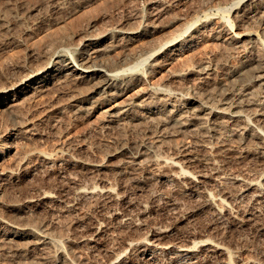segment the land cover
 Wrapping results in <instances>:
<instances>
[{
  "label": "bare ground",
  "instance_id": "1",
  "mask_svg": "<svg viewBox=\"0 0 264 264\" xmlns=\"http://www.w3.org/2000/svg\"><path fill=\"white\" fill-rule=\"evenodd\" d=\"M161 3L162 2H160L159 0H150L148 2L149 11L147 10L148 12H146L144 15V23H146V27L152 26L151 30H147L144 27L125 29L123 27L121 28L120 26H113L115 29L112 31H103V33L98 32V34H85V36L82 37L81 40L76 44H70L69 42L71 39L69 38H59V40L55 41L52 39L53 42L51 44L49 43V46H46L48 47V49L46 48V56L44 55L46 58L45 63H43L39 67H36V69L29 70V72L23 74L18 81L13 84L11 83V86L3 89L0 88V105H2L4 102H7L8 107L15 108L18 106L19 100L24 98V100L21 101L24 102L25 99H28L30 95L35 96V94L39 92L41 93V91L43 92V90L45 91V89L48 88L51 83L52 85L54 83H65L68 85L72 84L74 87L77 88V90L80 88L79 90L81 91V94L82 90H84L83 92L86 93L82 98H78L77 96H71V98H73L70 100V104H72V106L77 110L80 109L84 111V107L88 106L92 110L95 107L98 108L97 105H101L102 102V104L106 105L110 104V102H115L119 97L124 96L127 92L132 90L133 87L143 86V88L138 92L135 99L131 101L129 100V102L123 104L119 103L118 106L114 109L106 111L109 123L114 122L115 126V123L118 124L122 121L134 123H140V121H144L145 123V121H147L146 123H148V121L154 120L156 122L159 121L162 125H165L166 127L163 126L165 129L168 128V126H171L174 128L175 132L179 133H192L193 135H198V133H202L212 138V136L214 137V135H217L221 131V133L225 132L233 137L239 138L240 142L245 144L248 143V141L252 142V140H254V142L255 140L260 142L263 141V54L260 53L262 56L259 54V57H256L254 60L251 58L253 62L250 61L251 59H247L243 61L239 67L228 71L227 76L234 78L237 77V79L239 78V80L241 79V85L236 83L237 80H235L236 82L233 80V82H235V84L239 86L233 85L230 86L228 89L225 86L226 90H220L221 92L218 91L220 92L219 94L215 93L216 91H213L217 95L215 99H209L210 101L208 100L210 103L207 101L205 102V100H207L206 97L205 99L201 95H193V93L191 94L189 90H187V86L186 90L182 88L180 89V87L172 88L168 83L169 81L180 80L181 82V80L188 81L191 78H195V80L196 78H198L203 85L207 80V76H210L213 71L211 65L208 64V62L206 63V61L198 65L195 64L196 66L193 64L187 67V69L181 71L172 72L171 74L167 75V80L163 84H154L149 81V77L153 73H156L158 72V70L165 68L166 66L170 65L173 61L182 57L185 53L194 49V47L199 44L200 38L202 37L201 35L205 34L208 31L209 27L207 28V26L210 20H206L208 21V23L203 24V26L201 27L193 25L188 26L183 34L173 35L170 39H167L156 46H152L149 49L147 48L140 50L138 53H134V55L128 53L127 55L120 57L119 60L115 59V61L113 59L114 61H112L111 54H113L117 49L122 47V49H124V45L129 44L128 42H136L138 40L140 41V39H143L144 36L152 37L157 32L158 26H153V24L155 25L154 21H157V18L159 17V10H161L163 7ZM160 5L162 7H160ZM159 7L161 9H159ZM262 7H264V0H242L239 7L236 8V14L234 16L235 20L239 23L240 26V23H243L248 20V18H250L253 13L257 11L261 12L260 9ZM230 23L231 22L228 21L225 25L220 27L217 34L215 35V38L213 37V39H215L216 41H222L221 44L225 46V48L224 46H222L224 49L227 50V48H230L229 50H231V48H239L244 49L245 52H250V50L254 48H259L260 46L264 48V42H262L258 36H253L250 33H245L241 36H238L233 31V27L230 25ZM46 45H48V43ZM142 57L144 58L139 63H137V61ZM135 63L137 64L134 65ZM141 65H143L144 69L138 71V67ZM228 85H230V83ZM199 94L202 93L199 92ZM19 109L20 108H18L17 110ZM16 111L12 110L11 112H14L15 115H17L18 113L16 114ZM87 111H89V108H87ZM19 112L22 111L19 110ZM78 112L81 111L78 110ZM27 120L23 122L21 121L22 124L21 122H19V125L21 124L20 126H23L25 123H27ZM28 129L25 130V134H28L26 136V140H32L31 136L34 137V135L30 134V131ZM205 135L202 136L205 137ZM208 136L207 139H211L208 138ZM217 137L215 136V138ZM1 138L4 137L0 136V163L3 162L6 157H10L12 155L13 157L16 155V157H18L17 153H19V151L17 150L18 152H14L16 149L15 146L13 147L14 144L12 145L10 144V142L9 144H7L8 142L5 144V140L3 141ZM192 138L194 137L192 136ZM205 142L206 141H202V143ZM208 142L207 144L205 143L203 145L194 147L184 146V144L181 146L182 148H179L177 150L178 152L175 153V155H173L172 157L161 155L160 150L159 153L157 152V150L156 152L152 151V154L154 155L151 156L152 158L149 156L150 160L148 161L147 167H144L145 165L143 166L140 163L141 161H138L139 156L130 155L129 157H127L129 158V161L127 160L124 164L119 162L120 165H118L117 167L118 172H116L117 175L114 174L116 175V178L113 180L108 177L106 178V176H102V173L103 171H105L104 169L106 168V159H94V161L90 162L89 160H87V158L82 159V157H73L72 154V156L65 153L53 155L48 154L49 152L38 153L37 150L36 153L34 152L32 154L37 155L39 163L44 165V167L46 166V168H51L54 166L56 167L57 164L63 165V168L69 175V190L71 191L73 189L74 191L72 190V192L76 194V197L78 195V198L84 199L86 201L95 200V202L98 201L97 203L103 202L102 205L105 209V212H102H104L105 214L106 223H108L109 220H114V224L115 221H118L122 226L121 228L127 229V236L124 235L125 237L112 238V240H114V243H119L118 248L116 247L117 249L110 247L109 243L108 245L103 243L105 227L103 228L101 223H98L96 221L97 223L93 224L90 228L87 227L86 231L84 230V235L82 233L83 241L80 243V245L84 244V246H89V248L93 249L95 252H98L99 255H103L105 259L102 262L96 261L93 264H135L138 258H141L145 264H202L203 258L207 260H215L219 264H261L258 260H256L257 258L253 259L255 256L251 258V256H247V253V255L245 254V257L239 247H233L231 246V244L229 245L228 242H226V239L228 235L232 233L235 229L244 227L246 228L251 225L252 221H254L252 215L245 214L241 210L242 208L240 207L241 205L239 206L238 201H254V203H259L258 201L264 196V169L259 173L255 172L256 174L243 173L239 171H228L225 170L226 168L221 169L219 165L215 164V166L213 164V158H215L216 156L219 157L221 153L224 152L223 150L226 151L227 149L226 147L211 145L213 143L212 141L211 143ZM248 144L246 145L248 146ZM231 150L229 149V151H227L230 152ZM248 151H250V153L252 152L251 149ZM200 153H202L203 158L199 157ZM121 154L122 156L126 154L124 148L120 152H110L107 155V160L110 161L116 159L117 157H120L119 155ZM241 155L240 160L243 157ZM26 157L27 156L25 155V153H19L18 164L20 163V165L23 166ZM258 159L264 162V149L262 152H260ZM199 162L205 163L207 167H209V170H202V166L200 167L201 170H194V166L196 164H199ZM217 166H219L220 168ZM6 167L7 168H0V207L7 213H20L24 210H22L19 205L12 202L10 203L9 200V203H6L3 197L4 193L7 194V192H5L6 188H13L21 185L22 180H25L28 177V174L26 173L27 171H24L25 175H23L22 180L20 178V181L18 177L19 174L16 172V170L12 167ZM61 167L62 166H60V168ZM23 170H26V167ZM140 171H143L144 174L147 173V175H153L161 184L174 183V185H178V187L182 191L181 193L185 194L186 196L192 198H200V200L202 199L204 207L206 208V210L209 211L215 222L219 225V231H217V233L213 236L210 235V233L208 234L206 231L202 233L188 232V234L183 235L177 232V228L180 227V225L183 223L182 221L174 223L173 226H170V224H160L155 226L152 225L153 227H147L149 225L145 226L141 223H132L133 225H129L127 220H132L131 218V220H129V217L133 215L132 208L135 205L133 203H129V201H125L127 199V196L125 198V187L123 186V184H121V182H125L127 175L134 176ZM63 176L65 175L63 174ZM76 177H80L81 180H79L80 178L76 179ZM66 179L68 180V177ZM228 184H231L234 187V194L236 199L233 198L234 194L232 196L229 193L230 191L228 192V190H226ZM50 190L47 191L45 189H34L32 191L33 194H31V192V195L24 196L23 206L33 212L37 208H50L55 206L60 207L62 205V199H60L61 196L59 198L57 196L58 193H56V195ZM69 193L71 194V192ZM69 193H67V195ZM140 196L142 197V195ZM232 198L234 199V201L232 200ZM69 199L72 198H70L69 196ZM78 203L77 205H79ZM145 203L146 202H144V204ZM122 204L126 206V210L124 209V213H122L123 209L121 210L122 212L119 211V206H121ZM144 212L146 211H142L141 214ZM26 213H24V215H26ZM2 215L0 216V249L5 248L6 246L7 248L9 246H12L10 248L11 250L8 251H11V254L14 253L16 258L17 256H20L19 261L23 262V260H27V262L23 264H52V259L49 260L48 257L50 255L49 250L51 249H55L57 250V253H59V261L57 263L55 262L56 264L86 263L82 252H80L79 250V245H74L73 241H66V238L61 236V232V235H59L60 233H56L57 231H55L54 228L56 224L55 226H53L54 224L51 226V224L49 223L40 222V220L36 222L34 219H32L36 216H33L31 214L30 216H33L31 218L32 220H30L29 218V220L26 219L28 223H26L25 221V223H19L18 220L12 219V217L11 219L10 217L7 219L6 217H2ZM139 215L140 213H138V217H140ZM63 243H66V246H68L70 252L69 254L67 253L68 251L65 250ZM55 250H51V252L54 253ZM47 252H49V255H47ZM1 254H3V252ZM148 254H150V256H147ZM25 255H29L30 258H28L29 256L24 257ZM11 256L10 258H12Z\"/></svg>",
  "mask_w": 264,
  "mask_h": 264
},
{
  "label": "rangeland",
  "instance_id": "2",
  "mask_svg": "<svg viewBox=\"0 0 264 264\" xmlns=\"http://www.w3.org/2000/svg\"><path fill=\"white\" fill-rule=\"evenodd\" d=\"M149 1L150 0H0V88L3 89L11 86V83L13 84L16 81H18L23 74L29 72V70H34L36 69V67H39L43 63H45L46 61L45 51L46 48L48 49V47L46 46H49L53 42V40L55 41V40H59V38L61 39L69 38L71 39L69 42L70 44H76L81 40L82 37L85 36V34H98V32L103 33V31L104 32L112 31L115 29L114 27L117 26L118 27L120 26L121 28L123 27L125 29L144 27L147 30L149 29L151 30L152 26L146 27V23H144L145 22L144 15L146 12L149 11L148 8ZM159 1L162 2L161 5L163 7L160 5L162 9L159 7V9H161L159 10V17L157 18V21H154L155 25L153 24V26H158L157 32L152 37L144 36L143 39L142 38L140 39V41L138 40L136 42H128L129 44L124 45V49H122L123 47L117 49L113 54H111L112 61H114L115 59L119 60L120 57L127 55L128 53L134 55V53H138L140 50L147 48L149 49L152 46H156L159 43L167 39H170L173 35L183 34L188 26L193 25V26L201 27L203 26V24L208 23V21L206 20H210V21L207 26V28L209 27L208 31L205 34H202L201 35L202 37L200 36L201 38L199 44H197V46L194 47V49H192L191 51L185 53L182 57L173 61L170 65L166 66L163 69L158 70V72L156 73H153L149 77V81L151 83L163 84L167 80L168 77L167 75L171 74L172 72L181 71L187 69V67L193 64L198 65L206 61V63L208 62V64L211 65L213 71L210 76H207V80L203 85L198 78H196V80L195 78H191L188 81L181 80L182 83L180 82V80L169 81L168 83L172 88L180 87V89L182 88L186 90V88L188 87L187 90H189L191 94L193 93V95L197 94V95H201L204 98L206 97L207 100H205V102L206 101L209 102L210 100L215 99L216 95L221 92L220 90L224 91L226 90V87L228 89L230 86L233 85H237V84L241 85V81H240L241 79L239 80V78L237 79V77H235L236 78L235 79L234 77L227 76L228 71L239 67L241 63L247 59L252 58L254 60L256 57H259L260 53L264 55V51H263L264 48L262 46H260L262 48L260 47L254 48L250 50V52H245L244 49H239V48H236L237 50L233 48L229 50L230 48L229 49L227 48L226 50L224 49L225 46L221 44L222 42L221 40L216 41L215 39H213V37L215 38V35L217 34L220 27H222L229 21L231 22L230 25L233 27V31L238 36H241L245 33H250L253 36H258L261 39V41L264 42V7L260 9L261 12L257 11L258 13L257 12L253 13L251 17L248 18V20H246L243 23H240L239 26V23L235 20L234 16L236 14L235 13L236 8L239 7L242 0H159ZM47 43L48 45H46ZM222 46H224V48ZM235 50L237 51V53ZM143 58L144 57L139 59L137 63H139ZM252 59L250 60L251 62H253ZM137 63H135L134 65H136ZM141 69H144L143 65L138 67V71H141ZM233 80L234 81L237 80V82L235 81L237 84H235ZM229 83L230 85H228ZM142 88L143 86L133 87L132 90L127 92L124 96L119 97L115 102H110V104L108 105L102 104L103 103L102 102L101 105L99 106L97 105L98 108L95 107L96 109L94 108L91 110L89 106L84 107V111L78 109L81 112H78V110L74 108L72 104H70L71 103L70 100L73 98V97L71 98V96H77L78 98H82L86 93H84L83 92L84 90H82V94L84 93L82 95L81 91L79 90L80 88L77 90V88L74 87L72 84L68 85L65 83L62 84L54 83L53 85L51 83L48 86V88L45 89V91L43 90V92L41 91V93L40 92L37 93L38 95L37 94H35V96L30 95L32 96V97L29 96L30 99L29 98L27 99L25 97L26 99L24 102H21L22 100H24V98H22L21 100L18 101L21 106L18 103V106L15 107L16 109L12 107H8L7 102H4L2 105H0V136L4 137L1 139L3 141L5 140L4 141L5 144L7 142H8L7 144H9V142L12 145L14 144L13 147L15 146L16 148L14 152L18 150L20 154L25 153V155L27 156L23 166H21L20 163L18 164L19 153H17L18 157H16L17 155L14 157L13 155L10 157H6V159L0 163V168L1 169L4 167L7 168L6 166H8V168L9 167L14 168L16 172L19 174L18 175L19 180L20 178L22 180L23 175H25L24 171H27L26 173L28 174V177L25 180L24 179L22 180L21 185L17 186L18 188L17 187H13V188L9 187L8 189L6 188L5 192H7V194L4 193V197H3L6 203L7 202L9 203L10 201V203L12 202L19 205V207L22 210H24L22 211L23 213L22 212L7 213L5 210H3L0 207L1 208L0 214L1 215L3 214L2 217L4 218L6 217L7 219L9 217L11 219L12 217V219L18 220L19 223H23L24 221L28 223L27 220L34 219L36 222L40 220V222L51 224V226L53 224H54L53 226H55L56 224V226L54 227L55 231H57L56 233L59 234L61 232L62 235L61 233L59 235L65 237L66 241L67 240L71 242L73 241L74 245L76 244H77L76 246L79 245V250L80 252H82L86 263L88 262L87 264H93L96 261L102 262L105 259L103 255L101 254L99 255L98 252H95L93 249L89 248V246H84V244L80 245V243L83 241L82 238L87 227L90 228L93 224L97 222L101 223L102 227L103 228L105 227L104 228L105 233L103 235L104 236L103 243L107 245L109 243V246L115 249L118 248L119 243L118 242L114 243V240H112V238L127 236L128 235L127 229L121 228L122 226L118 221H115V224H114V220L113 221L109 220L110 222L108 221V223H106L105 214H104L105 209L102 205L103 202L97 203L98 201L95 202V200L86 201L84 199L78 198L79 197L78 195L76 197V194L72 192L73 189L71 191L69 190L70 189V184L68 183L70 182L69 175L66 173L65 169L63 168L64 166L61 164H57L58 167L57 165H56L57 168L54 166L55 169L54 167L51 168L50 167L46 168V166L44 167V165L39 163L37 155L32 154L34 152L36 153V150L38 153L49 152L48 154H53V155L59 153H65L69 155L72 154L73 157L74 156L79 158L82 157V159L87 158V160H89L90 162L94 161V159L95 160L106 159L105 161L106 168L104 169L105 171H103L104 174L102 173V176H106V178L108 177L111 180L116 178L117 175L116 172H118L117 171L118 165H120V163L124 164L129 159L127 157H129L130 155L139 156L138 161L139 162L141 161L140 163L143 166L145 165L144 167H147L150 157L154 155L152 153L154 151L156 152V150L158 153L160 150L161 155L172 157L173 155H175V153L178 152L177 150L179 148H182L181 146L184 144H185L184 146L194 147V146L203 145L205 143L207 144L208 141H209L208 143H211L212 141L213 143L211 145L213 146L218 145V146L226 147L228 151L229 149L230 150L232 149L230 152H228L227 150L226 151L223 150L224 152H222L219 157L216 156L215 157L216 159L213 158L215 160V161L213 160L214 162L213 164L219 165L221 169L226 168L225 170L228 171H234V172L239 171L250 174H256L257 172L259 173L264 169V164H263L264 162L258 159L260 152H262L264 149L263 148L264 140L261 142L255 140V142L257 143H255L254 140H252V142L255 144L248 141V143L250 142L253 145L249 143L250 144L249 146V144L246 143L248 144L247 146L245 143L240 142L239 138L233 137L225 132L221 133L220 131L217 134L218 137L217 135H214V137L212 136L213 138L212 139L210 136L202 133H198V135H193L192 133L175 132L174 128L171 126H168V128L165 129L164 128L166 127L165 125H162L160 124L159 121L158 123L154 120L148 121L150 125L146 123L147 121H145V123L144 121H140V123L138 122L139 124L134 122L122 121L118 124L115 123L116 124L115 126H114V122H111L112 125L114 126L113 127L111 123H109V119L106 115V111L110 109H114L115 107L118 106L119 103L123 104L129 102V100L131 101L135 99L138 92ZM198 91L202 94H199ZM213 91L214 92L216 91L215 93L217 94H215ZM18 108H20L19 110L22 112H19V110H17ZM87 108H89V111L90 110L91 111L90 112L87 111ZM12 110L13 111L17 110L18 112L16 111V114L17 113L18 114L15 115L14 112H11ZM25 119L26 120L28 119L27 123H25L23 126H20L23 121H26ZM151 121L153 122V124ZM19 122H21L20 125ZM128 123H130L132 126ZM120 124H122L123 126ZM157 125H159L160 127ZM27 129L30 131V134L34 135V137L31 136L32 140L30 139L26 140V136L28 134H25V130ZM202 135H205V137ZM192 136L194 138H192ZM207 136L212 140L207 139ZM215 136L217 138H215ZM13 140L16 143H14ZM202 141L203 142L206 141V142L202 143ZM158 143L160 146L158 145ZM123 148L127 155L124 154L123 157L121 154L119 155L120 157H117L118 159L116 158L110 160L111 162L107 160V155L110 152L113 151L120 152ZM236 148L238 151L236 150ZM248 148L251 149L252 151L251 153L250 151H248L250 150ZM240 155L243 156L241 160H240ZM199 157L203 158L202 153L199 154ZM37 161L39 164L37 163ZM115 161L117 162V164ZM202 163L203 162H199V164H196L193 169L201 170L202 168V170L204 169L209 170V167H207L205 163L203 164ZM16 164L19 168L16 166ZM60 166L62 167L60 168ZM25 167L26 170H23ZM42 172L44 173L46 172V173L44 174ZM140 172L134 176L127 175L125 182L124 181L121 182V184H123V186L125 187L124 192L126 193H124V196L125 198L127 196V199L129 198L128 200L126 199L125 201L126 202L129 201V203H133L135 205L132 208L133 215H131L132 217L131 216L129 217V220L131 219L132 220L131 221L127 220L129 225L141 223L142 225L145 226L149 225L147 227H153L155 225H160V224L161 225L170 224V226H173L174 223H177L178 221H182L183 223L180 225V227L177 228V232L183 235L188 234V232L202 233L206 231L208 234L210 233V235L213 236L217 233V231H219L218 230L220 228L219 225L215 222L209 211L206 210V208L204 207V203H202V199L200 200V198H192L186 196L185 194L181 193L182 191L178 187V185L176 184L174 185V183L161 184L153 175L150 174L147 175V173L144 174L143 171ZM63 174L65 176H63ZM66 176L68 177V180L66 179L67 178ZM64 178L66 181L64 180ZM79 178L76 177V179ZM79 180H81V178ZM32 184L35 186H33ZM34 189H45L47 191L51 189L50 191L53 192L54 194L58 193V195L57 194L56 195L59 198L61 196L60 199H62L61 204L63 206L61 205L60 207L55 206L50 208L49 207L37 208L36 210H34V212L28 210L23 206V198L24 196L33 194L32 191ZM226 190H228V192L230 191L229 193L232 196L235 193L234 187L231 184H228ZM69 192H71V194L73 193L72 194L73 196ZM67 193L69 194L67 195ZM140 195H142V197ZM69 196L72 199H69ZM233 198L236 199L235 194ZM233 198L232 200L234 201ZM65 199H68L69 201ZM263 199L264 196L258 201L259 203L257 202L254 203V201L252 202L238 201L239 206L241 205L240 206L242 208L241 210L245 214L252 215L254 221H252L251 225H249L246 228L244 227V228L235 229L232 233L228 235L226 239V242H228L229 245L231 244V246L233 247L234 246L239 247L242 250L243 255L245 257L247 253H248L247 256H251V258L255 256L253 259L257 258L256 260H258L261 264H264V200ZM144 202L146 203L144 204ZM77 203L79 205H77ZM122 205L119 206V211L120 212L123 211L122 213H124V211L126 210V206L124 204ZM137 208H139L141 211ZM142 211H146V212L141 214ZM133 212H137V213H133ZM24 213H26V215H24ZM29 213L33 216H36L35 218L37 220L35 218H32L33 216H30ZM138 213H140L139 215L140 217H138ZM63 246L65 247V250L68 251L67 253L69 254L70 253L69 248L68 246H66V243H63ZM11 247L12 246H9L7 248L6 246L5 248H3L4 250L0 249V264H13V263L18 264L19 262H20L19 264H23L27 262V260L25 261L23 260V262L19 261L20 256H17L16 258L14 253H12L14 255L13 256L10 253L11 251H8L11 250L10 249ZM51 250L54 251L55 249H51ZM51 250H49L50 253L47 252V255L50 254L48 256L49 260L52 259V264L53 263L56 264L59 261V253H57V250H55L54 253L51 252ZM1 251L3 252V254H1L2 253ZM9 254L10 256L12 255L11 256L12 258H10ZM26 256L28 257L29 255H25L24 257ZM147 256H150V254H148ZM14 258L17 261H15ZM28 258H30V256ZM142 262L144 263V261H142L141 258H138L135 264H140V263L143 264ZM204 263L219 264L215 260H207L203 258L202 264Z\"/></svg>",
  "mask_w": 264,
  "mask_h": 264
}]
</instances>
